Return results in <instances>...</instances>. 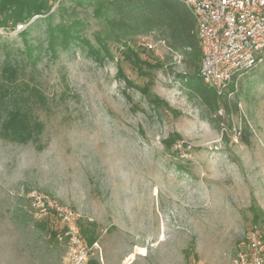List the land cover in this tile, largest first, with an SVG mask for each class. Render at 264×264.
Listing matches in <instances>:
<instances>
[{"label": "rangeland", "instance_id": "1", "mask_svg": "<svg viewBox=\"0 0 264 264\" xmlns=\"http://www.w3.org/2000/svg\"><path fill=\"white\" fill-rule=\"evenodd\" d=\"M92 9L63 0L24 36L0 26V124L13 107L42 124L26 143L0 133V264H62L31 190L96 225L99 264H230L264 224V60L211 111L154 33L103 49ZM72 21L66 46L50 37ZM139 48L146 63L123 59Z\"/></svg>", "mask_w": 264, "mask_h": 264}, {"label": "built area", "instance_id": "2", "mask_svg": "<svg viewBox=\"0 0 264 264\" xmlns=\"http://www.w3.org/2000/svg\"><path fill=\"white\" fill-rule=\"evenodd\" d=\"M63 0H48L53 11ZM191 10L202 57L199 76L218 94L259 65L264 50V0H182ZM27 24L18 23L19 32ZM159 42L165 46L163 40ZM137 47L152 49L151 42L138 41ZM36 218L49 220L56 239L64 246L62 264H88L97 242L87 245L78 214L69 206L36 190L28 192ZM184 264H206L190 258ZM230 264H264V224H253Z\"/></svg>", "mask_w": 264, "mask_h": 264}, {"label": "trees", "instance_id": "3", "mask_svg": "<svg viewBox=\"0 0 264 264\" xmlns=\"http://www.w3.org/2000/svg\"><path fill=\"white\" fill-rule=\"evenodd\" d=\"M72 1L77 4L86 3L93 7L92 13L100 24V32L96 38L103 49L107 50V43L126 42L154 33L157 39L164 41L172 53L181 56V62L189 71L188 85L204 104L211 111L226 107L227 92L218 94L213 88L204 84L199 76L202 53L197 37L196 22L191 10L182 0ZM50 9L51 5L48 0H0V26L13 27L18 23H26L28 26L32 17H50L52 12ZM59 10L64 11L62 7ZM74 26L75 21L50 26V37L54 39L56 35H59L61 43L66 46L69 39L73 37ZM25 28L18 34L26 35L28 31ZM140 49H128L124 52L123 59L137 67L141 63H146L140 56ZM262 57L264 60L263 54ZM229 89L235 90L233 82L229 84ZM41 131V122L18 107L9 109L0 124V133L4 138L20 143L35 140ZM43 220L49 222V220ZM80 227L87 245L97 240L98 235L94 223L80 225ZM49 234L55 237L56 230L51 227ZM88 264H99V262L90 258Z\"/></svg>", "mask_w": 264, "mask_h": 264}, {"label": "crops", "instance_id": "4", "mask_svg": "<svg viewBox=\"0 0 264 264\" xmlns=\"http://www.w3.org/2000/svg\"><path fill=\"white\" fill-rule=\"evenodd\" d=\"M100 250V249H99ZM129 254V253H128ZM100 255H101V252H100ZM126 256V255H125ZM124 256V257H125ZM101 258H102V256H100ZM124 257H123V259H120L119 261H118V263H116V264H124ZM131 262H132V259H131ZM131 262H130V264H131Z\"/></svg>", "mask_w": 264, "mask_h": 264}, {"label": "water", "instance_id": "5", "mask_svg": "<svg viewBox=\"0 0 264 264\" xmlns=\"http://www.w3.org/2000/svg\"><path fill=\"white\" fill-rule=\"evenodd\" d=\"M38 16H36V18H37Z\"/></svg>", "mask_w": 264, "mask_h": 264}]
</instances>
